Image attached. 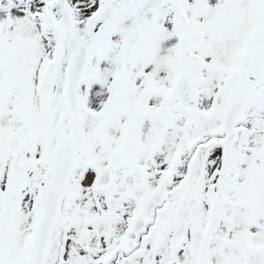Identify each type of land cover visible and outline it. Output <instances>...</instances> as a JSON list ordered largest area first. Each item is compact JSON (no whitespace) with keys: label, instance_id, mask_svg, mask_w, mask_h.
<instances>
[{"label":"snow or ice","instance_id":"6c2138e0","mask_svg":"<svg viewBox=\"0 0 264 264\" xmlns=\"http://www.w3.org/2000/svg\"><path fill=\"white\" fill-rule=\"evenodd\" d=\"M0 264H264V0H0Z\"/></svg>","mask_w":264,"mask_h":264}]
</instances>
